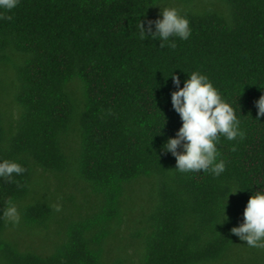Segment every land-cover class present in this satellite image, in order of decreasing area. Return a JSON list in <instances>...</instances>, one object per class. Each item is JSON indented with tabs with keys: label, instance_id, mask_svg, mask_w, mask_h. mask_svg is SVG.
Instances as JSON below:
<instances>
[{
	"label": "trees",
	"instance_id": "16d2710c",
	"mask_svg": "<svg viewBox=\"0 0 264 264\" xmlns=\"http://www.w3.org/2000/svg\"><path fill=\"white\" fill-rule=\"evenodd\" d=\"M159 7L191 22L175 48L135 28ZM5 15L0 159L27 171L0 179V216L9 198L21 215L0 219V264H264L231 233L264 191V0H20ZM193 72L245 133L221 137L220 177L163 152L182 126L172 76Z\"/></svg>",
	"mask_w": 264,
	"mask_h": 264
},
{
	"label": "clouds",
	"instance_id": "9594fccd",
	"mask_svg": "<svg viewBox=\"0 0 264 264\" xmlns=\"http://www.w3.org/2000/svg\"><path fill=\"white\" fill-rule=\"evenodd\" d=\"M19 4L20 0H0V20H11L12 17L5 13L11 12ZM160 9L156 20H137L135 28L141 39L151 37L158 39L162 48H175L176 43L171 38L188 40L192 35L191 22L174 7ZM172 79L177 90L172 92L171 102L181 118L182 126L175 138L167 139L163 152L175 158V170L180 173L203 172L220 177L226 171V162L217 147L221 137L228 141L237 138L243 140L245 137L236 111L222 98L208 76L193 72L183 82V87L179 76L173 75ZM255 106L258 109L255 120L260 121L264 118V95L255 102ZM232 151H236V148L233 147ZM26 171L14 160L0 159V179L6 182H14V174L20 176ZM239 192L234 187L230 195ZM53 207L57 212L61 211L60 205ZM0 219L14 225L20 223L21 215L13 199L6 201ZM227 220L225 214L224 222ZM231 233L245 241L248 247L264 249V191H257L251 196L243 213V222L233 227Z\"/></svg>",
	"mask_w": 264,
	"mask_h": 264
}]
</instances>
